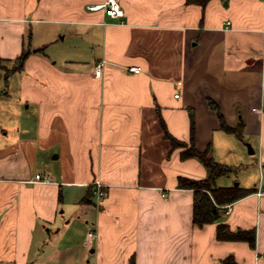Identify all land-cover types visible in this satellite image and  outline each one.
<instances>
[{
  "label": "crops",
  "instance_id": "obj_1",
  "mask_svg": "<svg viewBox=\"0 0 264 264\" xmlns=\"http://www.w3.org/2000/svg\"><path fill=\"white\" fill-rule=\"evenodd\" d=\"M104 1L0 0L1 59L12 66L29 51L21 69L0 65V109L21 115L0 122V264H264V0H122L116 18L89 8ZM209 98L231 126L244 121V138L221 128ZM158 107L185 141L193 109L196 146L244 166L218 186L257 190L194 224V191L178 177L208 168L172 148ZM219 221L255 227L256 246L217 239Z\"/></svg>",
  "mask_w": 264,
  "mask_h": 264
},
{
  "label": "trees",
  "instance_id": "obj_2",
  "mask_svg": "<svg viewBox=\"0 0 264 264\" xmlns=\"http://www.w3.org/2000/svg\"><path fill=\"white\" fill-rule=\"evenodd\" d=\"M187 3H197L205 6L209 0H186ZM29 55V51L23 50L22 53L13 60L14 65L9 67L3 64L0 57V65L6 70H16L24 67V63ZM7 73V71H6ZM210 107L217 113L221 128L229 133H235L238 137L244 138V121L241 119L238 125L231 126L228 124L224 113L219 104L212 98L208 100ZM159 120L164 135L170 140L172 148H182L181 157L187 159L195 157L199 159L207 168L208 175L205 178H193L188 176L178 177V187L189 188L194 191L193 203V222L199 226H204L207 223L215 222L220 219L222 211L229 203L256 191V187H243L239 184L233 186H218L217 179L224 175H230L238 172L243 165H231L219 162L212 155H210V148L200 150L196 146V119L195 112L190 108V139L185 141L174 136L161 114L158 107ZM93 196V189L89 188L83 201H90ZM216 237L219 240H235L247 241L251 247L256 246L257 230L252 228H238L232 229L231 226L224 221H219L217 224ZM224 264H239L233 255H228L223 259Z\"/></svg>",
  "mask_w": 264,
  "mask_h": 264
},
{
  "label": "built area",
  "instance_id": "obj_3",
  "mask_svg": "<svg viewBox=\"0 0 264 264\" xmlns=\"http://www.w3.org/2000/svg\"><path fill=\"white\" fill-rule=\"evenodd\" d=\"M89 8L91 10H104V12L111 17H122L125 15V8L122 4V0H105L104 2H100V3H93L89 5ZM105 67V60H101L95 67V74L97 76H101L103 73ZM129 69L133 72H141L142 68L141 66L138 65H132L129 67ZM179 94H177L178 96ZM36 179L37 180H42L44 182H53L54 179L53 177H51L50 175H45L43 176L40 173L36 174ZM96 191L97 194L99 196V198H103L106 195V191L103 188V184L102 182L99 180L96 182ZM258 195L260 196H264V188H260L257 191ZM225 209L227 212H229L231 210V205L228 204L225 206ZM95 235V231L94 230H90L89 232V237H93Z\"/></svg>",
  "mask_w": 264,
  "mask_h": 264
},
{
  "label": "rangeland",
  "instance_id": "obj_4",
  "mask_svg": "<svg viewBox=\"0 0 264 264\" xmlns=\"http://www.w3.org/2000/svg\"><path fill=\"white\" fill-rule=\"evenodd\" d=\"M43 32V31H42ZM53 35H54V33H53ZM35 39H34V42H39L40 41V37H41V34H40V31L38 32V29L36 30V34H35ZM8 63V61L7 62H3V64H6V65H8L7 64ZM11 64H12V66L14 65V63H12L11 62ZM10 66V65H9ZM11 67V66H10ZM4 73H5V70H3L2 68H0V91L2 90H4L3 88L4 87H6V83H5V75H4ZM19 80H20V76H19V73H15L14 75H12L11 76V83H10V86H11V93H12V95H13V101H15V104H17V103H19V101H20V98H21V93H19L18 91H19ZM1 96V95H0ZM0 100H1V97H0ZM4 105H1V103H0V107H3ZM23 110V109H22ZM34 111H36V109H35V105H33V106H31V108H29L28 110H26V112H27V114H29V117H30V120L31 121H34L35 120V116H36V113H34ZM8 113L9 112H7V110L6 109H0V122H3L4 121V119L6 120V117L8 116ZM8 119H11V120H15V122H16V120H19V119H21V115H19V114H15L14 115V117H13V115H9L8 116ZM23 119V118H22ZM235 136H237L236 134H234ZM236 138V137H235ZM234 145V144H233ZM220 162V161H219ZM223 163V162H222ZM58 164V163H57ZM56 164V165H57ZM226 164H228V163H226ZM244 167V166H243ZM242 168V167H241ZM241 168L238 170V175L239 176H241ZM253 168V167H252ZM249 170H251V168L249 169ZM241 171V172H240ZM247 174V173H246ZM254 176V173L253 172H250L249 174H247V177L249 178V177H253ZM231 177H234V178H236L235 176H234V174L233 175H231L230 177L229 176H222V180H225V181H218V182H222V183H228L229 185H231V183L232 182H230V178ZM225 178H227V179H225ZM219 183V184H220ZM235 183H237V181H235L234 182V184Z\"/></svg>",
  "mask_w": 264,
  "mask_h": 264
}]
</instances>
